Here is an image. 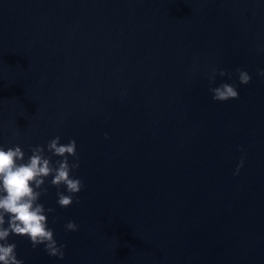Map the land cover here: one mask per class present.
<instances>
[{
  "label": "water",
  "instance_id": "obj_1",
  "mask_svg": "<svg viewBox=\"0 0 264 264\" xmlns=\"http://www.w3.org/2000/svg\"><path fill=\"white\" fill-rule=\"evenodd\" d=\"M260 69L264 0H0V144L75 139L83 181L40 198L64 258L13 235L18 258L264 264ZM222 82L239 97L213 100Z\"/></svg>",
  "mask_w": 264,
  "mask_h": 264
},
{
  "label": "clouds",
  "instance_id": "obj_2",
  "mask_svg": "<svg viewBox=\"0 0 264 264\" xmlns=\"http://www.w3.org/2000/svg\"><path fill=\"white\" fill-rule=\"evenodd\" d=\"M215 71V69H213ZM238 79L241 84H248L251 75L248 71L237 69ZM221 70V75H224ZM264 77V69L258 73ZM214 80L210 79V84ZM209 91L212 99L226 101L239 97L235 83L222 82ZM107 138V133H105ZM46 155L45 147L36 145L31 147V154L26 155L19 144L6 146L0 144V264H24L18 258L16 243L10 242V236L26 237L33 248L43 245L48 255L63 259L64 244L58 243L54 229L49 226V214L55 210L46 208L40 198L47 192L46 182L55 186L57 191L56 203L61 208H66L73 203L74 196L83 187V181L73 175L79 168L77 156V143L75 139L61 143V137L55 136L48 141ZM58 157L55 161L52 157ZM69 157L74 159L70 162ZM244 157L236 166L238 174L243 166ZM51 177V179H48ZM63 186L64 191H59ZM66 230L76 231L78 224L69 220L65 224Z\"/></svg>",
  "mask_w": 264,
  "mask_h": 264
}]
</instances>
